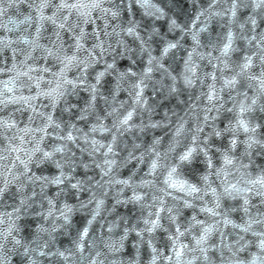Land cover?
<instances>
[{"label":"clouds","instance_id":"1","mask_svg":"<svg viewBox=\"0 0 264 264\" xmlns=\"http://www.w3.org/2000/svg\"><path fill=\"white\" fill-rule=\"evenodd\" d=\"M0 264H264V0H0Z\"/></svg>","mask_w":264,"mask_h":264}]
</instances>
